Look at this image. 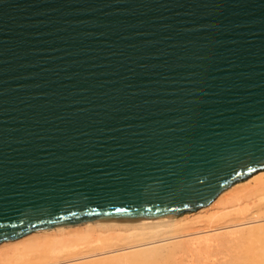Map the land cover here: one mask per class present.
Returning a JSON list of instances; mask_svg holds the SVG:
<instances>
[{"label":"water","instance_id":"95a60500","mask_svg":"<svg viewBox=\"0 0 264 264\" xmlns=\"http://www.w3.org/2000/svg\"><path fill=\"white\" fill-rule=\"evenodd\" d=\"M262 171L264 0H0V244Z\"/></svg>","mask_w":264,"mask_h":264},{"label":"bare ground","instance_id":"6f19581e","mask_svg":"<svg viewBox=\"0 0 264 264\" xmlns=\"http://www.w3.org/2000/svg\"><path fill=\"white\" fill-rule=\"evenodd\" d=\"M0 264H264V171L174 219L91 223L2 242Z\"/></svg>","mask_w":264,"mask_h":264},{"label":"rangeland","instance_id":"374dc122","mask_svg":"<svg viewBox=\"0 0 264 264\" xmlns=\"http://www.w3.org/2000/svg\"><path fill=\"white\" fill-rule=\"evenodd\" d=\"M215 207V206H214Z\"/></svg>","mask_w":264,"mask_h":264}]
</instances>
